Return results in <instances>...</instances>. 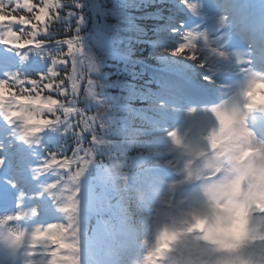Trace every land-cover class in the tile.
Here are the masks:
<instances>
[{
  "label": "clouds",
  "instance_id": "clouds-1",
  "mask_svg": "<svg viewBox=\"0 0 264 264\" xmlns=\"http://www.w3.org/2000/svg\"><path fill=\"white\" fill-rule=\"evenodd\" d=\"M73 3H21L27 16L18 21L23 26L0 35V124L18 138V129L31 134L29 147L34 144L45 161L36 162L40 171L48 168L46 137L58 134L52 125L60 120L63 104L53 93L57 88L64 93L67 78L65 73L57 81L59 72L54 69L61 62L67 67L63 57L76 44L83 46L79 35L71 37V44L68 36L49 38L60 16L57 10L68 11ZM188 28L180 20L171 35L179 37L181 29ZM60 44L63 47L53 48ZM161 51L170 59L190 62L199 80L215 90L198 103L182 105L195 122L175 125L165 133L174 167L160 183L149 185L152 199L142 218L144 247L136 264H264V67L249 60L237 65L230 79L220 80L197 44L175 39ZM34 61L40 66L33 67ZM36 179L59 185L58 180ZM82 191L78 186L74 195L80 197ZM41 198L56 214L65 210L50 192L41 191ZM45 212L44 205L35 204L31 215L37 228L30 236L27 230L0 233V248L18 254L21 245L38 238L57 242V221H49L42 231L38 227Z\"/></svg>",
  "mask_w": 264,
  "mask_h": 264
},
{
  "label": "trees",
  "instance_id": "trees-1",
  "mask_svg": "<svg viewBox=\"0 0 264 264\" xmlns=\"http://www.w3.org/2000/svg\"><path fill=\"white\" fill-rule=\"evenodd\" d=\"M174 1L74 0L68 7L75 9V15L62 11L53 22L49 38L79 35L84 56L76 44L63 57L67 67L61 62L54 69L59 72L57 81L65 73L67 78L62 85L64 93L60 88L53 93L63 104L60 120L52 125L58 134L46 137L47 169L35 167L37 161H45L34 144L29 147L30 133L25 135L18 129V138L0 124V144L9 157L11 175L18 180L15 190L28 215L37 203L51 211L46 198L38 199L42 185L49 188L45 192L62 197L63 212H67L57 222L58 240L43 239V247L56 258V264H136L143 250L132 239L137 240L144 232L142 218L152 199L148 188L158 183V167L148 166L156 157L148 145L161 133L156 124L162 118L161 112H153L149 105L160 103L165 93L201 90L198 84H188L183 76L169 73L168 66L153 57L160 42L157 33L167 20L169 8L165 5ZM25 2L29 0H0V19L8 17L16 24L26 19L25 9L19 7ZM22 26L10 30L18 32ZM61 47L53 45L54 49ZM39 66L33 62V67ZM45 173L46 181L58 180L59 185L38 183L36 177H45ZM23 179L28 180L25 185L20 183ZM78 186L83 190L80 197L74 195ZM142 193L144 199H137ZM86 209L91 224L100 233L97 241L90 228L82 238L76 236L79 220L74 221L75 230L64 229L67 215L83 216L85 213L80 212ZM51 220L55 219L48 222ZM126 233L131 238H125ZM50 244L52 247H47ZM66 248L68 252H64ZM92 251L98 255L95 257Z\"/></svg>",
  "mask_w": 264,
  "mask_h": 264
},
{
  "label": "rangeland",
  "instance_id": "rangeland-1",
  "mask_svg": "<svg viewBox=\"0 0 264 264\" xmlns=\"http://www.w3.org/2000/svg\"><path fill=\"white\" fill-rule=\"evenodd\" d=\"M15 1V0H14ZM218 3L221 2L224 4V10L222 6H216L213 3V0H184V3H181V0H175L174 3L169 5H165L166 8H169L166 11L167 17L166 21L164 22L163 26L159 28L157 33V39L161 40L162 42H158L156 44L157 50L154 53L153 57L159 61L161 64H165L168 66L167 70H172V73L176 72L179 73L180 76L184 75L187 78H190L191 81L196 82L200 86H202L203 91L209 92L211 95L215 87L213 85H206L203 84L199 80V73L198 71L194 70L193 65L188 61H181L178 59H170L167 55L162 53V46L166 44L172 43L175 39H183L187 42L188 45L197 44L198 51L202 55H206L208 58V65L212 68L213 72L218 74V78L220 80H227L230 79L231 76L234 74L237 65H246L249 61V58L254 62H258L254 64L256 67H264V44L261 45L259 40H262V37L259 36L258 38H253L252 34L248 27H242L241 23H239L238 13L244 14L257 20L258 18L255 16L256 12H259L260 9L257 7H253L252 4L247 3L245 5H240L238 2H230V0H216ZM242 1V0H239ZM234 6H239V9H236L238 13L235 11ZM226 17V18H225ZM245 18V17H244ZM180 20H184L188 25V29H181V33L179 37H173L171 35V28L178 25ZM228 21H232L240 25L237 29L241 30L244 34V40L255 41L258 42L256 49L254 48L251 50L249 56L247 54L248 43L244 42L241 36L237 33L232 32L231 28H236L237 25L232 23H228ZM2 27L0 25V34H6L9 30H6L7 27L11 25V28L15 24L16 26H21L20 23L17 24L10 20L8 17L1 18ZM95 26V23L93 27ZM220 26V31L215 33L213 31L216 30ZM231 27V28H230ZM97 29L94 30L95 34H98ZM70 32V31H69ZM260 43V44H259ZM202 71V70H200ZM184 92L178 91L176 93H165L164 97L161 99V102H154L151 103L149 106L153 112H161L165 114V123L158 124L156 127L158 130H161V133L156 135V138L148 145L149 150L153 152V155L156 156L154 159H151L148 163L150 168L158 167L160 171V176L156 178L158 183L161 182L162 179L171 175L169 171L170 168L174 167V163L171 160V157L166 148V141H165V133L171 127L175 125H188L192 122H195L197 118L187 116L184 112L182 105L190 104V102L194 103L196 100V96L194 94L186 96L183 94ZM170 117H174L176 119L180 118L178 123L171 122ZM2 139H0V143ZM1 144H0V151H1ZM7 158H2L0 163V194L10 195L13 196L17 195L18 193L15 190L16 183L18 182L11 174L7 175ZM12 177L15 180H12ZM17 178V176H16ZM45 180V178H42ZM24 181H28L27 179H23L20 182L22 185L25 183ZM127 188V187H125ZM30 189V188H28ZM48 187H43L42 191H48ZM174 191V190H173ZM85 195V194H84ZM53 195V199L56 201L61 202L62 207H64V203H62V197ZM18 199V198H17ZM78 201H82L79 199ZM96 207V203H93ZM72 206L74 204L72 203ZM83 207L88 208V204H84ZM32 210V208H30ZM89 209V208H88ZM65 212H61L60 214L54 213L52 210L48 212L46 210V215L42 216L45 217V220H41V224L39 223L38 227L42 231L44 225H46L45 221L50 220L52 217L62 218ZM87 209L82 210L80 213L85 215H67L65 221L67 222V226L70 231L74 230V226L76 223L77 231H80L77 234H81L83 231L89 230V228L94 232L93 240H96L100 237L99 231L94 228L91 224V219H89L87 215ZM17 213L19 216H17ZM73 214V212H70ZM19 218H21V222H19ZM32 218L31 211L30 215L26 212L23 208L22 204L19 205V208H12L7 206L6 204H0V233L5 234H13L18 231H25L27 230L28 235H31V231L37 228V225H34L32 221L29 219ZM75 220H79L78 222L74 223ZM66 224H64V229H66ZM81 229V230H80ZM101 231V230H100ZM143 232L142 230H138ZM144 233V232H143ZM142 236H138V239H132L134 243L139 244L142 249L144 245L141 243ZM125 238H130L128 234H126ZM36 241H30L27 244L21 245L18 254L17 253H8L0 248V264H56V258H47V254L44 255V252H49L48 249H33L31 244L35 243ZM128 242L125 241V246ZM52 247V245H48L47 247ZM62 249L64 246L61 247ZM27 250H34L31 252L33 255L28 256ZM143 251V250H142ZM142 251L139 253L140 259ZM92 255L95 257L98 255L97 252H91ZM44 255V256H43ZM63 260V257L61 258Z\"/></svg>",
  "mask_w": 264,
  "mask_h": 264
},
{
  "label": "snow or ice",
  "instance_id": "snow-or-ice-1",
  "mask_svg": "<svg viewBox=\"0 0 264 264\" xmlns=\"http://www.w3.org/2000/svg\"><path fill=\"white\" fill-rule=\"evenodd\" d=\"M32 2L34 3V0H32ZM81 5H76V7H80ZM34 11H35V9H34ZM59 13H60V16H61V11L58 9L57 10ZM67 14H69V15H75V9L74 8H71V9H69L68 11H67ZM60 16H59V18H60ZM79 20L80 21H82V16L81 17H79ZM15 28H16V25L14 24L13 25V30H15ZM66 36H68V35H66ZM73 36V35H72ZM72 36H68L69 37V40H68V44H71V37ZM77 38H79V37H77ZM61 43H63V41H61ZM77 51L82 55V56H84V53H83V46H80L78 49H77ZM85 57H87V56H85ZM89 58V57H88ZM90 59V58H89Z\"/></svg>",
  "mask_w": 264,
  "mask_h": 264
},
{
  "label": "bare ground",
  "instance_id": "bare-ground-1",
  "mask_svg": "<svg viewBox=\"0 0 264 264\" xmlns=\"http://www.w3.org/2000/svg\"><path fill=\"white\" fill-rule=\"evenodd\" d=\"M252 46V45H251Z\"/></svg>",
  "mask_w": 264,
  "mask_h": 264
}]
</instances>
